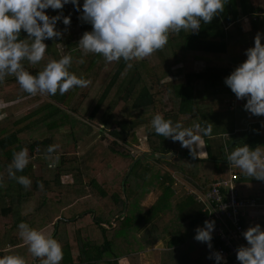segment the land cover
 Returning <instances> with one entry per match:
<instances>
[{
  "label": "trees",
  "instance_id": "obj_1",
  "mask_svg": "<svg viewBox=\"0 0 264 264\" xmlns=\"http://www.w3.org/2000/svg\"><path fill=\"white\" fill-rule=\"evenodd\" d=\"M80 2L82 5L83 0ZM46 11L51 16L61 10ZM62 11L63 15L71 17L68 26L57 23L63 36L45 40L48 47L43 60L35 65L24 61V67L35 75L49 59L62 57L59 52L62 50L65 55L72 56L70 72L84 71L79 77L91 83L85 88L75 87L64 95L57 92L52 96L24 92L14 75H6L0 81V219L11 216L8 223L0 226V255L17 254L24 258L25 264H43V258H35L29 250L21 252L17 248L18 245L28 248L18 233V224L26 220L37 230L51 226L48 235L62 246L61 264H119L122 257H126L129 264H140L139 252L164 237L169 239L158 264H177L180 254L192 243L197 244L199 250L195 260L187 262L205 264L210 249L206 243L194 239L196 228L204 224V205L197 203L193 195L177 199L175 180L169 171L182 174L196 188L206 192L214 182L227 179L232 170L237 174L234 181L237 198L246 202L255 200L257 206H264V180L242 174L238 168L230 169L226 157L219 160L193 158L179 142L157 135L151 120L160 113L174 123L196 117L202 123L203 91L209 92L208 88L213 92L224 90L223 95L229 98L232 92L224 79L246 60L245 50L249 48L244 43L238 22L242 14L232 15L234 22L228 28L222 22L224 15L221 12L211 23H202L197 33L184 32L179 37L170 32L168 43L156 51L165 55L152 54L141 61H131V68L123 59L113 62L105 82L96 87L91 85L108 62L98 54L83 55L77 44L80 33L91 31V25L79 19L80 13L71 4L65 5ZM249 12L246 10L245 14ZM249 19L252 29L264 27V16L257 17L256 21L251 16ZM21 38H26L23 31ZM208 53L224 54L231 58L232 65L206 67L200 72L184 73L180 79L164 80L172 71L176 72L173 67L190 59L201 60L203 54ZM79 54L83 55L82 63ZM89 90L95 92L92 97ZM89 97L92 102L87 104L85 99ZM139 127L145 128V150L138 149L140 140L136 129ZM93 129L100 137L90 150L78 155V143ZM233 131L234 127L226 129L231 135ZM232 141L236 146L264 147L261 123L246 125L245 136L232 137ZM50 145L58 146L53 153L58 162L52 168L45 159ZM22 148L28 149L30 160L17 175L35 180L28 188L34 189L37 196L33 192L21 193L28 188L7 173L13 153ZM171 152L176 153L171 159L156 157ZM93 156L96 157L93 159ZM37 161L42 162L41 179L33 175ZM92 163L100 171L97 175H83L87 170L95 169ZM46 169L52 171L48 173ZM85 181L91 191L84 194L87 198H77L76 189ZM46 192L58 205L71 204L65 196L84 204L69 206L70 210L74 209L72 215L62 213L65 206H60L56 213L54 208L50 215L44 209L49 198ZM151 195L154 200L145 208ZM32 196L37 204L31 218L25 215L29 211H22L19 202ZM80 220L82 224L78 227L76 222ZM241 221L247 227L256 224L249 221V216L242 217ZM259 224L264 226V215L260 216ZM142 229L145 234L140 236Z\"/></svg>",
  "mask_w": 264,
  "mask_h": 264
},
{
  "label": "clouds",
  "instance_id": "obj_2",
  "mask_svg": "<svg viewBox=\"0 0 264 264\" xmlns=\"http://www.w3.org/2000/svg\"><path fill=\"white\" fill-rule=\"evenodd\" d=\"M226 0H0V81L6 75H14L21 89L31 95H64L75 87L85 88L91 81L70 72L72 56L63 55L58 60L49 59L41 71L33 75L23 62L37 64L43 60L45 40L59 39L63 32L57 23L68 26L71 17L63 15L65 5L71 4L80 13L79 19L91 25L78 41L83 55L98 54L106 62L123 59L131 68V61H141L162 49L169 33L181 30L197 33L201 24H209L224 11ZM61 10L56 15L46 10ZM21 31L26 38H21ZM264 33L257 32L254 46L245 50L246 60L241 62L224 79L225 85L237 99L246 100L244 109L255 116H264ZM83 62L82 60L80 61ZM157 135L179 142L189 150L193 158L200 157L205 147L202 137L212 135V125L195 123L184 127L180 122L166 119L157 113L151 120ZM57 145H50L45 159L55 167L58 157L53 159ZM200 149V151H198ZM226 159L241 170L242 174L264 180V147L254 149L247 144L236 147ZM29 152L22 148L13 153L7 173L25 188L31 180L18 176L29 164ZM41 187H43L41 185ZM215 222L205 220L197 227L194 239L206 243L212 249V233ZM19 236L35 258H43V264H61V244L51 235H45L25 222L18 224ZM247 244L236 249L240 264H264V226L259 223L249 226L243 233ZM209 259L221 264L225 258L220 252H212ZM0 264H25L17 254L0 255Z\"/></svg>",
  "mask_w": 264,
  "mask_h": 264
},
{
  "label": "crops",
  "instance_id": "obj_3",
  "mask_svg": "<svg viewBox=\"0 0 264 264\" xmlns=\"http://www.w3.org/2000/svg\"><path fill=\"white\" fill-rule=\"evenodd\" d=\"M246 10L251 11V12H249L248 14H245ZM236 14H242L238 22H239L241 33L243 35L244 43L248 45V47L254 46L255 35L257 34V32L264 33V27H261L259 29L257 28L252 29L251 20L249 19V16H251L252 19L255 21L257 17L262 18V16H264V0H226L224 11H223L224 20H222L226 28L230 27L233 24L234 21H231L232 15H236ZM184 32L187 33L188 31L181 30L179 33H177V36L181 37V35H183ZM82 34L83 33H80L81 36ZM235 34L238 37V33L236 32ZM262 43H264V41H262ZM163 54L165 55L166 53H156V51L153 53L154 56H159V57L162 56ZM167 54L174 55V53H167ZM185 65L186 66H184V64H179L178 66L173 67L172 70H176V72L172 71V74H170L168 76L169 78L166 80L173 81L176 79H180L182 77V74L184 73L200 72L204 70L206 67L216 66L217 68H222L227 65H232V61H231V58L226 57V55L224 54L216 55V54L208 53V54H203V57L201 58V60H192V59L188 60ZM202 87L205 89L204 85H202ZM207 90H209V92H204V91L202 92V94L205 97V101H202V103H200V105H202V109H200V114L203 115V118L200 122H202L201 124L205 126L208 124L212 125V135L202 137L205 143V147L202 149L203 152L200 153V157H197V158L214 159V160H219V159L224 158L222 154L224 153L225 155L227 154L225 152V148H227L230 153L232 150H234V148L237 147L236 146L237 144H235L232 141V137H234V139H237V138L240 139L241 136H245V127L246 125L250 123H253V122L261 123L263 134H264V116H255L247 112L244 109V104L246 103V100L237 99L234 93H231L229 98L227 97L225 98L223 94H225L226 92L224 90L217 91V92L211 91V88H208ZM222 96L224 97L222 98ZM195 123H199L198 117L189 119V121L181 122V124L184 127H191ZM229 127H234V131L232 133L233 135L226 132V129ZM136 134L139 137V140L142 138L145 139V128L143 127L137 128ZM184 149L187 150V152H189L188 149L186 148ZM198 151H200V149H198ZM146 153L148 154V152ZM171 153H174L173 156L176 155L175 152H171ZM168 155H165V156H168ZM173 156L167 159H171ZM35 167L36 165L34 166V170H35ZM231 168L234 169L235 167L230 166V169ZM167 170L169 169L167 168ZM169 172L175 180L176 198L181 199L184 195H193V199L197 203H200L195 197V191L202 192L203 189L196 188L193 185V183L188 181L182 174L172 171V170H170ZM33 175L35 176L34 173ZM42 175H43V171L41 170V172L36 176L41 179ZM33 179L34 178H32V180ZM262 185L264 186V183ZM83 189H85L83 185L78 186V188L76 189V191L78 192L77 194L78 195L82 193L86 194V192H84ZM88 189H90L89 186H88ZM63 192L66 193L65 191ZM153 195H151L148 198V200L145 202L144 204L145 208H147L153 202L154 200ZM22 200L30 201L31 198L28 199V197H25ZM261 208H264V206L259 205L251 209V215L249 216V221H252V223L254 224L255 222L259 223L260 216L264 215V214L260 215ZM255 214H256V217H255ZM48 226L51 228L50 225H47L44 228ZM144 231H145L144 229L139 231L140 236L145 234ZM168 239L169 237H164L163 239L157 241V243L152 245L151 247L140 251L138 255L140 264H158V262L160 261V257H161V251L167 247ZM154 250H157V251H154ZM198 250L199 248H197V244H194V243L189 244L188 247L185 249V251H183L182 254H180V259L177 264H190L192 262V259H194L195 256H197V254L195 255V253H197ZM187 261H189L190 263ZM119 264H129V262L126 257H122L120 259Z\"/></svg>",
  "mask_w": 264,
  "mask_h": 264
},
{
  "label": "built area",
  "instance_id": "obj_4",
  "mask_svg": "<svg viewBox=\"0 0 264 264\" xmlns=\"http://www.w3.org/2000/svg\"><path fill=\"white\" fill-rule=\"evenodd\" d=\"M237 174L230 170L227 179H222L211 184L208 191H195L198 202L204 205V221L215 222L212 233V252H220L225 261L221 264H240L236 258V249L246 245L242 233L248 228L242 223V217L251 215V209L257 207L255 200L248 202L238 199L234 181ZM205 264H216L214 259H209Z\"/></svg>",
  "mask_w": 264,
  "mask_h": 264
},
{
  "label": "rangeland",
  "instance_id": "obj_5",
  "mask_svg": "<svg viewBox=\"0 0 264 264\" xmlns=\"http://www.w3.org/2000/svg\"><path fill=\"white\" fill-rule=\"evenodd\" d=\"M60 53H61V55L63 56V55H65L64 53H62L63 51L62 50H60L59 51ZM73 54H78V53H73ZM82 54L80 55H78V57L80 58V60H82ZM112 63L113 62H108V64L105 66V69H103L101 72H100V74H99V77L97 78V80L96 81H94L93 82V84L91 85V86H100L101 84H103L104 82H105V80H106V77H107V74H108V71H109V69H110V67L112 66ZM187 63V62H186ZM186 63H184V66H186L185 64ZM71 67V66H70ZM73 67V66H72ZM72 69H74V68H72ZM82 72H84V71H79V70H76L75 69V74L79 77L80 75H81V73ZM91 75V74H90ZM89 77V76H88ZM169 77H167V78H165L164 80H166V79H168ZM81 91L79 90L78 92H77V95L80 93ZM89 92H90V95H91V97L95 94V92H92V91H90L89 90ZM91 97H89V98H87V99H85V102L87 103V104H89V103H91L92 102V100H91ZM100 136H99V134H98V131L96 130V129H93V131L91 132V134L88 136V137H86L85 138V140L84 141H80L79 142V144L77 145V150H76V152H77V154L78 155H82V154H84V153H86L88 150H90L91 149V147H92V145L96 142V140L99 138ZM108 142H110V141H108ZM237 147H239V146H237ZM147 148V145H146V143L144 142V139L142 138V139H140V145L138 146V149L139 150H145ZM233 148V147H232ZM227 155V154H226ZM226 155H225V153L224 154H222V156L223 157H226ZM96 156H93V159L95 158ZM55 158H57L56 156H53V159H55ZM49 161V163H51L52 161L51 160H48ZM36 163V167H35V170L33 169V173L35 174V175H38L40 172H41V170H40V167L42 166V162L41 161H37V162H35ZM56 165H57V163H56ZM38 166H40V167H38ZM91 166H93V167H95V169L94 170H87V172H85L83 175H96L99 171H100V169H99V167L98 166H96L95 164H91ZM52 168V167H51ZM105 167H103V169H104ZM46 171L49 173V172H51L52 170L51 169H46ZM82 175V176H83ZM35 180H33V181H31V183L32 182H34ZM85 183V185H83L84 187H85V189H83V191L84 192H89V191H91V189H88V186L89 185H86V184H88V181H85L84 182ZM31 187V186H30ZM33 187V186H32ZM33 190L34 189H30V188H28V191H24V190H22L21 191V193H23V192H33ZM20 193V194H21ZM30 193V194H31ZM78 193V192H77ZM33 194L35 195V196H37V192L36 193H34L33 192ZM25 196H27V195H25ZM46 196H49V198H48V200H47V205H45V212H48V214H50V215H52V210H54V208H56V210L57 211H55V213L56 212H58V211H60V206H65V209H64V211H62V213H64L65 215H72L73 214V211H74V209H71L70 210V208H69V206H71L72 204H75V205H77V204H84V202H78V201H73L74 199L73 198H67L66 196L64 197L65 199H67V200H69V201H72L71 202V204H69V205H66V204H55L54 202H53V200H50V194H48V192H46ZM80 196H82V198H87V197H85L84 196V194L82 193V194H77V198L78 197H80ZM76 202H78V203H76ZM20 206H21V209H22V211H29V213H25V215L26 214H28L31 218L34 216V214H33V209L35 208V205L37 204V202H36V199L32 196L31 197V200L30 201H28V200H21L20 199ZM66 203H68L67 201H66ZM79 207H80V205H79ZM85 208V207H84ZM84 208H82V209H84ZM81 209V210H82ZM77 211V210H76ZM261 214H264V208H261V211H260V215ZM41 216H42V214H41ZM11 217V216H10ZM10 217H6V218H1L0 219V226H2L3 224H5V223H8L9 222V218ZM255 217H256V214H255ZM22 222H25V223H27L29 226H30V224L32 223V222H30V221H22ZM256 223V222H255ZM76 224H77V226L79 227V226H81V224H82V221L80 220V221H77L76 222ZM7 229H9V225H7ZM42 231L44 232L45 231V235H48L50 232H51V228L48 226V227H46V228H44V229H42ZM18 233H19V230H18ZM17 248L22 252V251H28V248L26 247V246H23V245H18L17 246ZM154 251H157V250H154ZM157 253V252H156ZM119 262H120V260H119Z\"/></svg>",
  "mask_w": 264,
  "mask_h": 264
},
{
  "label": "water",
  "instance_id": "obj_6",
  "mask_svg": "<svg viewBox=\"0 0 264 264\" xmlns=\"http://www.w3.org/2000/svg\"><path fill=\"white\" fill-rule=\"evenodd\" d=\"M173 155H174V153H171V154L168 155V156L157 154L156 157H160V158H170V157L173 156Z\"/></svg>",
  "mask_w": 264,
  "mask_h": 264
}]
</instances>
